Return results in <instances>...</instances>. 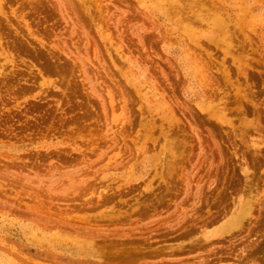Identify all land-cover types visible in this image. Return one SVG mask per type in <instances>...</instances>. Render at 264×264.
I'll return each instance as SVG.
<instances>
[{"label":"rangeland","instance_id":"rangeland-1","mask_svg":"<svg viewBox=\"0 0 264 264\" xmlns=\"http://www.w3.org/2000/svg\"><path fill=\"white\" fill-rule=\"evenodd\" d=\"M263 184L264 0H0V264H264Z\"/></svg>","mask_w":264,"mask_h":264},{"label":"bare ground","instance_id":"bare-ground-1","mask_svg":"<svg viewBox=\"0 0 264 264\" xmlns=\"http://www.w3.org/2000/svg\"><path fill=\"white\" fill-rule=\"evenodd\" d=\"M196 4V3H195ZM194 4V5H195ZM198 4V3H197ZM193 5V4H192ZM192 8H193V6H191ZM190 8V7H189ZM188 9V11H187V13H188V18L189 19H196V16H193V17H191L193 14H194V10L193 9ZM187 10V9H186ZM191 17V18H190ZM228 27V26H227ZM224 28H226L225 26H224ZM222 29H223V27H222ZM224 30H226V29H224ZM227 31V30H226ZM228 31H229V28H228ZM237 152V151H236ZM235 155H237V153L235 154ZM241 156V155H240ZM244 165V164H243ZM243 171V170H242ZM249 183V182H252V181H246V183ZM245 183V184H246ZM247 183V184H248ZM253 183V182H252ZM256 184V183H255ZM250 185H253V184H250ZM257 185V184H256ZM264 185V184H263ZM255 189V188H254ZM249 190H250V188H249ZM248 190V188H247V192L249 191ZM257 190V189H256ZM263 193H264V189H263ZM248 196V195H247ZM258 196V195H257ZM245 197V196H244ZM249 197V196H248ZM258 197H256V195H250V198H246L245 197V199H242V200H240L239 201V203L237 204V207H238V210L239 211H237V210H235V211H237L238 213L236 214V215H233V217L231 218V220L228 222V224H227V226L225 227V229L224 230H227V231H230L231 229H233V228H236L237 227V229L239 228L240 229V227L243 225L244 227H245V225L243 224V221H245L246 220V218H251V220H252V218H254V216H255V214H254V211L257 209V207H256V209L254 208V206H258L257 205V203H259V202H261V201H259L258 202ZM257 202V203H256ZM258 208H259V206H258ZM237 209V208H236ZM253 209H254V211H253ZM234 213V212H233ZM235 214V213H234ZM259 214V213H258ZM245 219V220H244ZM248 220V219H247ZM50 221V220H49ZM240 226V227H239ZM250 230H251V228H249ZM241 230V229H240ZM249 230V231H250ZM225 232V231H224Z\"/></svg>","mask_w":264,"mask_h":264}]
</instances>
